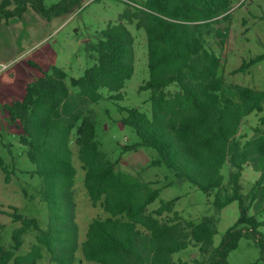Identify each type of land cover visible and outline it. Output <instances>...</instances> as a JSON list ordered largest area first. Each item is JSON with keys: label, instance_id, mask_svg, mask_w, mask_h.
<instances>
[{"label": "trees", "instance_id": "1", "mask_svg": "<svg viewBox=\"0 0 264 264\" xmlns=\"http://www.w3.org/2000/svg\"><path fill=\"white\" fill-rule=\"evenodd\" d=\"M81 0H60L45 7L43 0H3L0 25L20 17L27 8L44 18L67 14ZM230 0H144L128 8L101 31L102 39L88 44L96 63L79 78L66 84V73L53 68L25 88L21 101L6 106L10 122L19 133V143L39 179L37 195L47 208L46 228L36 219L24 218L16 209L7 213L19 226L13 230L8 249L0 245V264H37L44 249L51 264H74L79 249L73 184L72 143L84 172L83 185L93 206L108 215L94 218L80 245L89 264H188L173 255L197 247L191 264H227V256L241 238L252 240L264 264V113L249 138L239 136L244 119L262 113L264 91L227 84L220 74V58L207 46L206 38L218 39L224 47L228 28H221L231 15ZM126 24H135L146 37L148 79L141 90L149 91L150 116L136 108H121L120 120L132 129L137 143L123 152L148 148L156 152L147 167H165L175 178L185 180L212 197L214 215L199 222L181 218L174 210L177 198L160 201L157 182L143 181L117 169L120 158L111 161L96 140V116L91 106L103 99L121 101L122 89L134 71V39ZM251 59L237 71L260 62ZM176 90L170 91L169 87ZM244 139V140H243ZM227 165L225 178L221 170ZM245 166L258 174L244 194L241 184ZM0 169L9 172L0 157ZM165 187L168 186L164 185ZM237 203L239 219L217 247V216ZM249 212L252 214L249 215ZM34 233L35 243L25 254L18 252L23 236Z\"/></svg>", "mask_w": 264, "mask_h": 264}, {"label": "rangeland", "instance_id": "2", "mask_svg": "<svg viewBox=\"0 0 264 264\" xmlns=\"http://www.w3.org/2000/svg\"><path fill=\"white\" fill-rule=\"evenodd\" d=\"M3 0H0V4ZM60 0H43L50 7ZM144 0H81L80 6L67 14L49 19L35 13L31 8L20 16L9 19L0 25V157L7 166L9 181L0 169V210L7 213L9 207L16 209L24 218L36 219L40 229H45L48 220L47 208L37 195L39 179L32 174L34 166L27 160L24 148L19 143V133L8 116L6 106L21 101L27 85L34 83L43 74L51 73L53 68L66 73L69 87L71 78H79L83 72L96 63V55L87 51L88 44L94 45L102 39L101 31L108 23L118 19L128 6H136ZM231 15L221 28H228L224 47L218 39L206 38L207 46L220 58V74L227 84L239 85L264 91V0H230ZM134 39L132 77L126 81L121 91V101H108L110 94L101 89L103 99L91 106L97 121L96 140L100 149L111 161L121 159L117 169L138 175L143 181L157 182L153 188H161L159 198L148 207L154 210L160 201L177 198L174 210L181 218L199 222L203 217L214 215L211 199L185 180L177 179L165 167H147L156 152L148 148H137L123 152V147L137 143L138 138L131 128L123 126L120 120L126 116L121 108H136L150 116L149 91L141 90L148 79L146 37L142 29L135 24H126ZM263 56V59L245 71H237L251 59ZM72 92L77 91L69 87ZM176 90L175 86L169 87ZM264 113H251L240 128L239 136L249 138L252 129L259 126V118ZM72 165L76 170L73 184V198L76 204L77 241L79 249L75 253L74 264H89L84 261L80 245L84 240L89 223L96 217H108L99 205L93 206L83 185L84 172L78 159L76 146L72 143ZM244 140V139H243ZM228 166L221 173L226 178ZM258 174L248 166L242 171L241 184L246 194ZM165 187L164 185H167ZM0 213V245L8 249L11 235L19 226L7 215ZM252 213L249 212V215ZM237 203L223 208L218 216L217 233L213 237V246L217 247L226 231L239 219ZM259 220L264 221V216ZM264 233V230H261ZM35 243L34 233L23 236V246L18 254L23 255ZM197 247L173 255L175 262H190L198 259ZM227 264H262L259 249L252 240L241 238L236 248L227 256ZM11 264V263H10ZM37 264H51L48 253L43 249L42 258Z\"/></svg>", "mask_w": 264, "mask_h": 264}]
</instances>
